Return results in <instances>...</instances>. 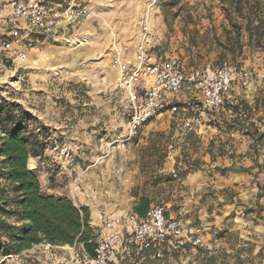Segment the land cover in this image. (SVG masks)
<instances>
[{
	"label": "rangeland",
	"instance_id": "1",
	"mask_svg": "<svg viewBox=\"0 0 264 264\" xmlns=\"http://www.w3.org/2000/svg\"><path fill=\"white\" fill-rule=\"evenodd\" d=\"M249 1L251 10L238 11L234 6L238 0H91L90 18L51 38L36 34L40 45L26 59L0 55V117L5 125L0 124V138L9 123L4 120L5 107L12 108L13 120L25 113L27 130L42 142L38 153L32 151L28 167L36 170L43 191L47 192V184L64 187V193L71 191L77 202L79 198L86 203L90 216L94 207L119 200L125 211L113 217L127 226L137 219L133 203L141 196L163 203L176 195L170 209H178L187 196L179 195L180 191L188 190L192 199L208 205L207 220L215 224H206L205 232L214 233L189 256L173 254L151 261L125 242L120 250L124 245L127 252H114L115 264H264V194L261 200H236L245 206L239 207L240 219L253 223L250 233L256 239L237 246V234L223 239L228 231L223 225L233 216L239 221L238 205L223 206L222 187L211 189L210 185L208 192L195 195L190 184L183 182L189 174L210 178L221 174L220 168L231 167L252 173L257 184L264 186V46L251 45L243 27L239 39L227 32L229 17L240 20L256 10L264 17V0L255 7L256 0ZM144 23L154 38L153 51L178 57L187 71L193 67L213 70L223 64L233 67L247 83L235 85L230 104L240 105L244 113L224 109L212 118L214 109L204 108L194 90L192 97L182 100L178 112L154 116L119 147L116 140L124 134L127 99L125 89L110 74L111 54L118 42H136ZM193 108L202 111V123L189 129L184 119ZM78 124L85 128L82 144L77 145L76 136H68V142L57 133L63 125ZM231 127L240 129L238 134L228 132ZM229 156L261 159L244 166L228 164ZM75 166L83 175L80 179ZM170 166L178 177L171 174ZM65 167L73 168L72 175L60 172ZM0 182L8 184L2 177ZM77 184L81 189L75 188Z\"/></svg>",
	"mask_w": 264,
	"mask_h": 264
},
{
	"label": "built area",
	"instance_id": "2",
	"mask_svg": "<svg viewBox=\"0 0 264 264\" xmlns=\"http://www.w3.org/2000/svg\"><path fill=\"white\" fill-rule=\"evenodd\" d=\"M2 1L10 16L6 25L0 27V55L18 60L26 59L31 50L39 47L36 34L51 38L92 16L89 0ZM153 44V35L144 23L135 44L118 42L113 47L111 67L118 71V84L126 91L128 109L124 134L116 140L119 147L154 116L178 112L180 94L185 89L197 90L203 107L216 110L237 83H247L227 64L213 70L193 67L187 71L178 57L157 55ZM192 110L184 119V126L189 129L202 123V111ZM169 169L178 177L174 167ZM122 221L107 216L100 229L91 226L97 234L94 254H89L84 242L77 239L65 244L40 242L19 253L0 255V264H115L113 254L125 242L134 245L138 253L144 252L143 258L155 261L173 254L187 257L202 244L201 236L188 232L182 215L168 214L159 203L150 204L146 213L129 226Z\"/></svg>",
	"mask_w": 264,
	"mask_h": 264
},
{
	"label": "trees",
	"instance_id": "3",
	"mask_svg": "<svg viewBox=\"0 0 264 264\" xmlns=\"http://www.w3.org/2000/svg\"><path fill=\"white\" fill-rule=\"evenodd\" d=\"M238 1L234 3L238 11L244 7L251 10L249 0L243 3ZM256 2L254 7L259 0ZM228 22L231 29H227V32H234L235 39L240 38L243 27L251 45L264 46V17L257 10L241 15L240 20L229 17ZM244 107L247 108V105ZM221 108L232 109L237 115L244 113L240 105L230 104L229 99L225 100ZM5 111V123L10 124L6 125L5 135L0 138V177L8 184L0 182V255L19 253L40 242L65 244L76 239L84 242L89 254H94L97 234L90 224L88 206L76 205L67 195H53L43 191L36 170L28 167L32 151L38 153L42 142L27 130L24 124L25 113L13 120L12 108L7 106ZM0 124L5 126L1 117ZM220 170L224 172L234 169L222 167ZM9 185L11 189H8ZM259 188L263 192L264 188ZM149 205L150 199L141 196L134 206V212L143 216Z\"/></svg>",
	"mask_w": 264,
	"mask_h": 264
},
{
	"label": "crops",
	"instance_id": "4",
	"mask_svg": "<svg viewBox=\"0 0 264 264\" xmlns=\"http://www.w3.org/2000/svg\"><path fill=\"white\" fill-rule=\"evenodd\" d=\"M89 2L91 3V0H89ZM91 6V4H90ZM92 9V6H91ZM10 16V11L9 8L7 6V4L0 0V27H4L9 19ZM117 41L116 38L114 39L113 43ZM138 41V40H137ZM136 41V42H137ZM129 44L133 45L136 42L135 41H127ZM113 54V52H112ZM111 54V57H112ZM110 71L114 78V80H118V71L114 68L111 67V60H110ZM237 88V87H236ZM193 96V91L191 90V88H189V90L187 89L186 91H182L180 94V99L181 101L183 100V102L185 100H187L188 98ZM230 98H234L233 95L229 96V100H231ZM127 106H126V110H125V120L123 122L124 125V129H125V124H126V117H127ZM215 114L212 115V118H216L218 117L223 111H225L223 108L221 109H216L214 110ZM225 116V115H224ZM230 116V115H229ZM85 128L82 125H76V126H68V125H63L62 127H60L59 129H57V133L61 134V136L65 139H67L68 142V136L71 137H77V145H79V143L82 144V142H84L85 140ZM240 129L235 128V127H231L230 130L228 132H230L231 134H238V131ZM66 135V136H63ZM238 136V135H237ZM72 143V142H71ZM244 147V144L243 146ZM256 156H242L241 158H239L238 156H229L227 157V163L228 164H243L244 166H247L248 164H253L254 162H259V160L261 159L260 157ZM32 163V162H31ZM32 166L34 167V164L32 163ZM32 167V168H33ZM76 168L74 169L77 173L76 178L80 179L83 175H80V169L75 166ZM226 171V172H225ZM224 172H222L221 174H217V175H213L216 177H206V176H197L196 174L192 175L189 174V177H186L184 179V184L185 185H189L190 184V190L194 189L195 190V195L197 194H201V193H206L208 192L210 189H208L207 187L211 186L212 188H215V186L217 187H222L225 191L226 194V199H224L222 202L223 206H229L230 208L235 207L236 205H238L236 203V200L239 199L241 200V202H247L246 199H251L253 201L257 200H261L262 195L264 194V190L262 192V189L259 188V186H262L264 188L263 185H261V183L257 184V181H255L253 179V174L248 172V171H241V170H225ZM62 174H70L72 175L73 172V168H69V167H65L63 171H60ZM76 173H74L76 175ZM213 183V184H212ZM195 184V186H194ZM205 184V186H203ZM78 185V184H77ZM187 185V186H188ZM79 186V189H81V186ZM46 191L49 194H53V195H67L70 198L73 199L74 203L76 205H84L86 203H82V201L78 198L77 202L75 200V197L73 196L72 193H70L71 191L67 190V193L63 192L62 190H64V187L62 186H58L55 184H47L46 185ZM76 188V186H75ZM66 190V189H65ZM199 190V191H198ZM192 192V191H191ZM212 192V191H210ZM262 192V195L259 196V193ZM114 194V192H111ZM183 194H187V196H184V198L181 200V204L180 208L175 209L174 207L172 209H170V206H173V204L175 203L176 199H174L176 197V195H174L172 198H169L168 200H163V203H159L165 206L167 213L171 214V215H182L184 220H185V225L186 228L188 230V232L196 234L201 236L202 240H207V238H209V236L212 235V233L214 232H205L207 229L205 227L206 224H215L214 220H207V217L209 216V213L207 212L206 209V205L204 204V201L201 200H196V199H192L194 198V195L189 196V191L188 190H183L180 191L179 195H183ZM117 199H119V197H116ZM201 201V203H200ZM138 202V201H137ZM137 202L133 203V206H135L137 204ZM152 203H158V202H153L150 201V204ZM208 203V202H206ZM112 204V205H111ZM87 206V205H86ZM150 206V205H149ZM208 206V205H207ZM239 207H245L244 205H238ZM240 209V208H239ZM123 210L125 211L124 206L122 205L121 201L117 200L115 203L111 202L109 204L105 203V206L102 207H94L93 209H91V226L100 229V227L102 226V222L104 220V218H106L107 216H114V215H123ZM134 210V207H133ZM240 210L236 211V217L239 221H235L236 219L234 218V216L232 218L227 219L225 222V224L223 225L224 228H227V232H225V237H223V239L225 241H227L229 239V237L232 235L237 234L238 235V242H237V246H246V245H250L251 243H254L255 236L250 233V229H255V226L253 225V223H247V221L240 219ZM226 212V211H225ZM230 212V211H229ZM135 214V216H138L135 212L132 213ZM226 213H224L223 215H225ZM235 215V213H232ZM243 214V213H242ZM227 216H231V215H227ZM232 219V220H231ZM126 225V224H125ZM245 227V229H244ZM252 227V228H251ZM234 232V233H233ZM232 233V234H231ZM243 236V238H242ZM246 237V238H245ZM128 233H125V241H128ZM202 241V243L204 242ZM261 241V240H260ZM204 244V243H203ZM122 246V245H121ZM121 246L119 247V250L121 248ZM259 248L261 247L260 245H257ZM231 250V249H229ZM238 250V249H237ZM256 250V249H255ZM254 250V251H255ZM122 251H126L127 252V248L123 245V249L120 250V253ZM247 254V252H246ZM115 261L118 260V258L116 257L115 254H113ZM121 256V255H119ZM122 257V256H121ZM166 257H171V255H167ZM116 263V262H115Z\"/></svg>",
	"mask_w": 264,
	"mask_h": 264
}]
</instances>
